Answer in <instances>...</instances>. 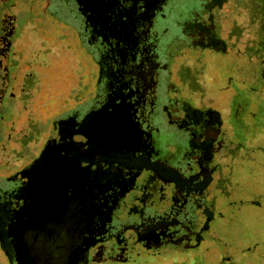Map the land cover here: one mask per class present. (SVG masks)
Wrapping results in <instances>:
<instances>
[{
    "label": "flooded vegetation",
    "instance_id": "flooded-vegetation-1",
    "mask_svg": "<svg viewBox=\"0 0 264 264\" xmlns=\"http://www.w3.org/2000/svg\"><path fill=\"white\" fill-rule=\"evenodd\" d=\"M68 1L78 25L71 28L96 70L92 90L77 94L31 153L26 201L14 214L27 220L29 264H264V240L223 232L241 207L264 209V178L240 172L241 157L264 153V124L238 137L244 115L264 111V51L254 50L259 64L249 60L252 81L208 72L209 55H231L230 44L242 41L233 0H202L170 63L160 58L156 28L167 0ZM184 50L196 54L177 63ZM193 65L196 77L184 79L181 70ZM238 90L251 102L237 99ZM89 116L90 138L73 131Z\"/></svg>",
    "mask_w": 264,
    "mask_h": 264
},
{
    "label": "rangeland",
    "instance_id": "rangeland-1",
    "mask_svg": "<svg viewBox=\"0 0 264 264\" xmlns=\"http://www.w3.org/2000/svg\"><path fill=\"white\" fill-rule=\"evenodd\" d=\"M50 2L0 0V264L30 262L25 244L24 221L27 220L14 214L26 201L28 187L25 189V182H29L32 175L27 166L35 156L31 153H40V147L52 135L60 119V112L73 108L77 94L85 97L94 82L91 71L96 70V66L89 61L71 28L78 27L72 4L60 0V18H57L48 11ZM204 5L202 0H167L166 17L156 23L161 31L158 43L161 60L172 61L167 54L179 51L182 26L192 22L195 13L205 9ZM229 7L242 13L241 27L234 28L236 35H243L240 36L242 41L237 46L230 44L231 55L208 54V72L217 74L219 81L227 74H239L252 81L249 74L254 69L249 60L253 58L254 63L259 64L262 57L254 50L264 51V0H233ZM222 22V26L228 24L227 19ZM227 30H223L225 36ZM250 35L254 36L251 46L246 39L252 38ZM175 41L177 43L173 44ZM192 53L194 51L184 50L183 55L174 60L187 63ZM193 66V71L181 70L184 79L196 77L199 67ZM239 91H236L237 99L251 102L253 96ZM210 92H214V87ZM227 97V93L219 97L224 98L219 106L224 104L225 107ZM262 110L258 108L259 114L254 120L244 115L247 125L241 124L238 137L244 132L251 136L261 132ZM241 167L245 170L240 172H258L264 178V153L254 154L251 160L241 157ZM250 182L260 181L252 179ZM235 217L234 223L223 224L227 237L236 235L242 240L255 237L264 240V209L241 207ZM18 242L24 243V251L18 248ZM257 259V255L249 258L251 262Z\"/></svg>",
    "mask_w": 264,
    "mask_h": 264
},
{
    "label": "snow or ice",
    "instance_id": "snow-or-ice-1",
    "mask_svg": "<svg viewBox=\"0 0 264 264\" xmlns=\"http://www.w3.org/2000/svg\"><path fill=\"white\" fill-rule=\"evenodd\" d=\"M94 120V117L89 116L83 124H80L78 126H73V131H79L82 133L84 136L91 137V122ZM73 131H68L67 135L71 136L73 134ZM42 161H38L37 164L40 166Z\"/></svg>",
    "mask_w": 264,
    "mask_h": 264
},
{
    "label": "trees",
    "instance_id": "trees-1",
    "mask_svg": "<svg viewBox=\"0 0 264 264\" xmlns=\"http://www.w3.org/2000/svg\"><path fill=\"white\" fill-rule=\"evenodd\" d=\"M48 11L51 15L60 17V0H51L48 6Z\"/></svg>",
    "mask_w": 264,
    "mask_h": 264
},
{
    "label": "water",
    "instance_id": "water-1",
    "mask_svg": "<svg viewBox=\"0 0 264 264\" xmlns=\"http://www.w3.org/2000/svg\"><path fill=\"white\" fill-rule=\"evenodd\" d=\"M43 158H44V154H42V156L38 161H42ZM19 264H29V261H25V262L21 261Z\"/></svg>",
    "mask_w": 264,
    "mask_h": 264
}]
</instances>
